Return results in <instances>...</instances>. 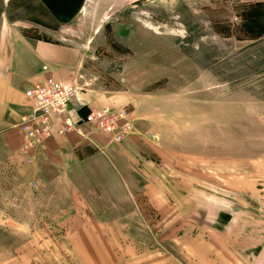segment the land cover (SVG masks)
Returning a JSON list of instances; mask_svg holds the SVG:
<instances>
[{
    "label": "rangeland",
    "instance_id": "rangeland-1",
    "mask_svg": "<svg viewBox=\"0 0 264 264\" xmlns=\"http://www.w3.org/2000/svg\"><path fill=\"white\" fill-rule=\"evenodd\" d=\"M18 33L76 46L74 94L133 128L29 160L31 85L0 82V264H264V0H0V63Z\"/></svg>",
    "mask_w": 264,
    "mask_h": 264
},
{
    "label": "crops",
    "instance_id": "crops-1",
    "mask_svg": "<svg viewBox=\"0 0 264 264\" xmlns=\"http://www.w3.org/2000/svg\"><path fill=\"white\" fill-rule=\"evenodd\" d=\"M19 34V33H18ZM3 42H0V47ZM11 51L7 57H4L3 63H0V82L1 89L13 88L21 92L36 82L44 80L47 76H52L62 84L73 85L77 81L79 50L76 46L65 44V41H50L39 39L35 37H23L21 34L11 42ZM4 65V66H2ZM22 103L18 122L21 116L30 108L29 101L21 94L18 99ZM9 102L4 100L0 101V115L5 114ZM108 105L112 108L120 109L116 99H105L104 102H98L97 98L87 92H77L71 97L69 103L68 114L76 118V114L83 106L85 108H97ZM85 110V111H87ZM1 117V116H0ZM96 132V131H95ZM91 131L88 126H84L82 134L77 132H67L64 136L56 133L48 138L45 142L43 153H48L57 146L59 138L65 139L70 145L75 142L81 143L82 141L94 142L93 137L95 133ZM18 142H22V133L17 125ZM100 134V133H98ZM101 135V134H100ZM99 135V137H101ZM108 139V135L106 136ZM105 137V138H106ZM131 137L127 136L122 142L126 141L125 145H129ZM119 143L120 142H114Z\"/></svg>",
    "mask_w": 264,
    "mask_h": 264
},
{
    "label": "built area",
    "instance_id": "built-area-1",
    "mask_svg": "<svg viewBox=\"0 0 264 264\" xmlns=\"http://www.w3.org/2000/svg\"><path fill=\"white\" fill-rule=\"evenodd\" d=\"M74 89L62 84L52 76L32 84L25 91L30 108L18 122L22 133L20 151L32 159L54 133L64 136L67 132L82 134L84 126L92 131L107 134L111 141L122 142L132 131L133 118L124 108L103 106L90 108L85 114H68Z\"/></svg>",
    "mask_w": 264,
    "mask_h": 264
},
{
    "label": "water",
    "instance_id": "water-1",
    "mask_svg": "<svg viewBox=\"0 0 264 264\" xmlns=\"http://www.w3.org/2000/svg\"><path fill=\"white\" fill-rule=\"evenodd\" d=\"M56 15L72 20L81 11L85 0H42Z\"/></svg>",
    "mask_w": 264,
    "mask_h": 264
},
{
    "label": "trees",
    "instance_id": "trees-1",
    "mask_svg": "<svg viewBox=\"0 0 264 264\" xmlns=\"http://www.w3.org/2000/svg\"><path fill=\"white\" fill-rule=\"evenodd\" d=\"M79 113H81V114H85V113H86V111H85V106H83V107H81V108L79 109Z\"/></svg>",
    "mask_w": 264,
    "mask_h": 264
},
{
    "label": "bare ground",
    "instance_id": "bare-ground-1",
    "mask_svg": "<svg viewBox=\"0 0 264 264\" xmlns=\"http://www.w3.org/2000/svg\"><path fill=\"white\" fill-rule=\"evenodd\" d=\"M56 15V14H55ZM56 16H58V15H56ZM58 17H60V18H62V19H64V20H67V19H65V18H63V17H61V16H58Z\"/></svg>",
    "mask_w": 264,
    "mask_h": 264
}]
</instances>
